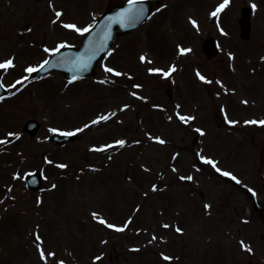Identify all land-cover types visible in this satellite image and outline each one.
<instances>
[{
	"label": "rangeland",
	"instance_id": "1",
	"mask_svg": "<svg viewBox=\"0 0 264 264\" xmlns=\"http://www.w3.org/2000/svg\"><path fill=\"white\" fill-rule=\"evenodd\" d=\"M128 1L0 0V63L13 64L0 101V264H264L253 210H264V0H229L219 19L224 0H163L92 76L26 71L78 47L83 29ZM243 6L252 10L248 42L238 37ZM216 28L241 43L231 51L218 41L216 60L234 64L210 67L232 79L218 106L193 75L212 65L200 49L220 37ZM31 121L40 126L33 137L24 132ZM69 132L74 139L53 144ZM35 171L43 185L32 192L25 179Z\"/></svg>",
	"mask_w": 264,
	"mask_h": 264
},
{
	"label": "water",
	"instance_id": "2",
	"mask_svg": "<svg viewBox=\"0 0 264 264\" xmlns=\"http://www.w3.org/2000/svg\"><path fill=\"white\" fill-rule=\"evenodd\" d=\"M152 7L153 4L150 2H132L128 7L111 8L94 26L80 49L63 50L48 62L43 70L46 73L54 68L64 70L69 79L92 75L96 61L109 52L110 47L119 36L129 33L140 26L148 17ZM240 25L242 37L246 38L250 27L248 9L242 10ZM205 49L209 57L215 54L213 45L210 42L205 43ZM59 57L63 61H57L56 58ZM2 95V90L0 89V97ZM26 130L35 134L38 131V126L30 122L26 125ZM60 139L58 140L59 143L63 144L74 139V137L64 136ZM27 180L28 186L32 190L36 191L41 187V175L39 173L29 176Z\"/></svg>",
	"mask_w": 264,
	"mask_h": 264
},
{
	"label": "flooded vegetation",
	"instance_id": "3",
	"mask_svg": "<svg viewBox=\"0 0 264 264\" xmlns=\"http://www.w3.org/2000/svg\"><path fill=\"white\" fill-rule=\"evenodd\" d=\"M220 33H222L221 34L222 36H220V37L216 36V33H212V34H214L215 35L214 37L218 40L228 39L229 42L227 43V45L229 47H231V51L234 50L235 47H239L241 45V43L236 44L233 42V38H235V35L237 34V32L233 33L229 30L220 29ZM223 35H226V36H223ZM230 56L233 57V55H231V54L229 55V57ZM219 61L221 63H218ZM204 62L207 64L210 63L212 65L205 66L204 68L195 67L193 69V75H194L195 80L199 81L206 88L205 96L207 98H210V96H213V98H215L214 104L218 106V105H220L221 98H225L226 96L232 95V93L234 91L233 85L231 84L232 79L226 78V75L228 76V71H226L224 69H218L217 71H210V67H212L213 65H219L222 63H226L227 65H234V64L231 63L232 59H230L228 57H225L224 59H221L218 61L216 59L207 60L205 58ZM217 72H220V73L217 74ZM201 76L204 77L203 80L200 79ZM199 100L200 99L198 97H195V100H194L195 107L198 105ZM205 115L207 116V118H206V120H207L210 116L208 110L206 111ZM259 115L261 117H259L257 119L264 121V101L261 103ZM216 118L218 119V121L222 122V119L220 118V116L217 115ZM196 138H198V137H196ZM257 214L260 218V221L264 224V210L262 209L261 214L259 212Z\"/></svg>",
	"mask_w": 264,
	"mask_h": 264
},
{
	"label": "snow or ice",
	"instance_id": "4",
	"mask_svg": "<svg viewBox=\"0 0 264 264\" xmlns=\"http://www.w3.org/2000/svg\"><path fill=\"white\" fill-rule=\"evenodd\" d=\"M229 3V0H224V2H223V4H221L220 6H219V8L217 9V12H219V11H221L224 7H226L227 6V4ZM256 6L255 5H253V8H255ZM217 13L216 12H214L213 13V15H216ZM56 15H57V17H59L60 15H61V13H59V12H57L56 13ZM193 23H195V22H193ZM64 27H66V28H72V29H75L76 31H81L80 29H78V28H76V26L75 25H70V24H66V25H64ZM82 31H84V32H86V31H88V29L87 28H85V29H83ZM59 47H63V45H60ZM45 51H47V49H45ZM142 60L144 59L143 57L141 58ZM45 63H47V62H45ZM13 66V64H12V60H8V61H6V62H4V63H0V68H6V67H12ZM176 69H175V67H172V68H170V70H169V72L168 73H165V75H169L171 72H174ZM26 71L27 72H29V73H32V72H35V71H37V69H35V68H28V69H26ZM106 71H108V72H113V69H111V68H108V69H106ZM117 76H119V75H121V73H119V72H116L115 73ZM199 75V74H198ZM200 79H204V77H200ZM17 83H21V81H17ZM0 99H2V98H0ZM102 119H104V120H107V119H109V117L108 116H104V117H102ZM181 119H185L184 117H181ZM93 124H95V123H98V121H93L92 122ZM246 123H253V124H255V123H257V121H249V122H246ZM261 125H264V121H260L259 122ZM85 127H88L87 125L85 126ZM75 133H72V132H69V133H67V135H69V136H71V135H74ZM9 135H13V134H9ZM201 135H203V133L201 132ZM6 141H0V143H5ZM160 143H164V141L163 140H160L159 141ZM119 145H121V146H123V144L125 143L123 140H121V141H118L117 142ZM206 163H209V164H213V161H211V160H206L205 161ZM213 166L215 167V165L213 164ZM60 167H65L64 165H60ZM218 171H219V169H217ZM224 175H229V173H227V172H225V173H223ZM186 179H188V180H191L192 179V177L191 176H188V177H186ZM233 179H235V177H233ZM53 187H55V185H53ZM155 190V189H154ZM94 217H95V214H94ZM101 224H104V223H106L104 220H100L99 221ZM109 228H112V227H114L113 225H107ZM117 231H123V229L122 228H117L116 229ZM177 231H180L179 229H177ZM249 251H250V249H249ZM41 257L43 258L44 257V253H43V251H41Z\"/></svg>",
	"mask_w": 264,
	"mask_h": 264
}]
</instances>
